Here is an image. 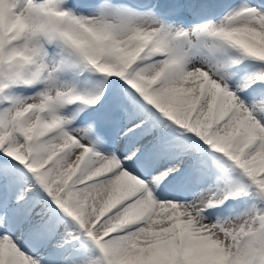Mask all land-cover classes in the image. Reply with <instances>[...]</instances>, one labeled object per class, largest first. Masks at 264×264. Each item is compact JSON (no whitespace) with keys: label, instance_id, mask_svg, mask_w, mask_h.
I'll use <instances>...</instances> for the list:
<instances>
[{"label":"snow or ice","instance_id":"6c2138e0","mask_svg":"<svg viewBox=\"0 0 264 264\" xmlns=\"http://www.w3.org/2000/svg\"><path fill=\"white\" fill-rule=\"evenodd\" d=\"M0 264H264V0H0Z\"/></svg>","mask_w":264,"mask_h":264}]
</instances>
